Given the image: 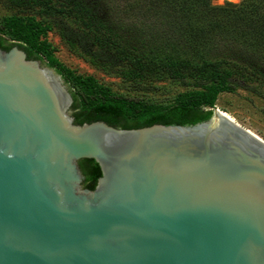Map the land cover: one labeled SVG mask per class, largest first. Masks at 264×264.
<instances>
[{
    "label": "water",
    "instance_id": "1",
    "mask_svg": "<svg viewBox=\"0 0 264 264\" xmlns=\"http://www.w3.org/2000/svg\"><path fill=\"white\" fill-rule=\"evenodd\" d=\"M64 83L0 48V264H264L263 141L217 106L194 125L77 124Z\"/></svg>",
    "mask_w": 264,
    "mask_h": 264
},
{
    "label": "trees",
    "instance_id": "2",
    "mask_svg": "<svg viewBox=\"0 0 264 264\" xmlns=\"http://www.w3.org/2000/svg\"><path fill=\"white\" fill-rule=\"evenodd\" d=\"M17 11L0 20V48L18 45L45 60L69 85L77 124L102 120L119 128L156 123L194 125L214 113L219 95L243 87L264 98V0H1ZM74 21L81 47L65 27L62 38L99 68L142 85L168 79L185 89L167 100L115 91L56 55L49 40L56 17ZM84 187L102 176L93 158L79 161Z\"/></svg>",
    "mask_w": 264,
    "mask_h": 264
},
{
    "label": "rangeland",
    "instance_id": "3",
    "mask_svg": "<svg viewBox=\"0 0 264 264\" xmlns=\"http://www.w3.org/2000/svg\"><path fill=\"white\" fill-rule=\"evenodd\" d=\"M240 2V1H239ZM216 4H223L219 0H215ZM238 3V2H235ZM8 4L0 0V20L3 16L16 12ZM58 26L49 33V40L56 47V55L67 66L81 73L92 74L102 82L110 85L119 93L135 95L140 97H150L156 100H167L183 91L185 88L180 84L173 83L168 79L156 80L153 83L138 85L131 81L125 80L118 74L119 65H109V61H104L105 67L99 68L92 64L85 56L75 49L62 38L58 27H65L67 31L78 43L79 48L95 49L93 45L84 40L82 33L78 30L77 24L62 17L54 18ZM47 65L45 60H41ZM48 66V65H47ZM49 67V66H48ZM55 72L56 70L52 67ZM70 91L69 85L64 83ZM218 108L230 114L232 118L244 127L252 130L264 139V98L258 96L254 92L243 87L237 88L235 92H223L219 95L217 105Z\"/></svg>",
    "mask_w": 264,
    "mask_h": 264
},
{
    "label": "bare ground",
    "instance_id": "4",
    "mask_svg": "<svg viewBox=\"0 0 264 264\" xmlns=\"http://www.w3.org/2000/svg\"><path fill=\"white\" fill-rule=\"evenodd\" d=\"M226 1L239 2V1H241V0H219V2H221V3H224V2H226ZM222 112H223V114H224L225 116L230 117L232 120H234L230 114L224 112L223 110H222ZM234 121H235V120H234ZM237 123H238V122H237ZM240 125H241V124H240ZM243 127H244V126H243ZM245 128H246V129H247L252 135H254L256 138H258L259 140H261V141L264 142V139L261 138L258 134H256V133L253 132L252 130L248 129L247 127H245Z\"/></svg>",
    "mask_w": 264,
    "mask_h": 264
}]
</instances>
